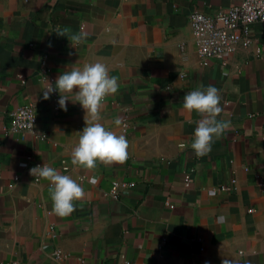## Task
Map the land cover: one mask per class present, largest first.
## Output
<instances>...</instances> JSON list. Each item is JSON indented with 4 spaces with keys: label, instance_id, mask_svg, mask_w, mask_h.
<instances>
[{
    "label": "crops",
    "instance_id": "0c3cea01",
    "mask_svg": "<svg viewBox=\"0 0 264 264\" xmlns=\"http://www.w3.org/2000/svg\"><path fill=\"white\" fill-rule=\"evenodd\" d=\"M238 1L0 0V264H264V23L249 47L201 59L188 20ZM71 33L86 38L73 47ZM97 61L119 84L99 121L74 93H62L67 111L54 109V93L43 99L61 72ZM209 85L231 124L196 157L202 117L184 95ZM25 104L32 132L7 131ZM89 122L124 135L127 159L72 165ZM43 163L84 189L69 216L52 211L49 182L30 172ZM115 179L134 187L110 197Z\"/></svg>",
    "mask_w": 264,
    "mask_h": 264
},
{
    "label": "clouds",
    "instance_id": "9594fccd",
    "mask_svg": "<svg viewBox=\"0 0 264 264\" xmlns=\"http://www.w3.org/2000/svg\"><path fill=\"white\" fill-rule=\"evenodd\" d=\"M55 33L65 37L59 30ZM85 38L86 33L69 34L73 47ZM118 88L117 78L109 74L107 65L97 61L85 64L82 68L74 67L71 71L61 72L54 84L49 82L42 93L45 100L49 99L51 94L58 93L57 103L64 111H67V102L72 100L62 93H74L76 102L91 114L92 121H99L105 99L117 93ZM221 99L219 90L213 85L207 88L201 86L184 95L183 108L202 117L196 122L194 138L190 145L196 157L210 153L214 139L221 136L231 124V121L218 118L223 111ZM185 147L183 143L179 145L181 150ZM127 149L128 140L124 135L116 134L99 122H89L80 131L78 143L71 153V163L74 166L94 169L98 162L105 164L123 162L127 159ZM30 172L49 182L52 211L57 216L66 217L72 214L76 208L75 202L85 196L84 189L77 180L69 175L60 174L47 164L37 165L31 168ZM91 182L95 183V180ZM222 264H232V261L223 260Z\"/></svg>",
    "mask_w": 264,
    "mask_h": 264
},
{
    "label": "built area",
    "instance_id": "2783aa9c",
    "mask_svg": "<svg viewBox=\"0 0 264 264\" xmlns=\"http://www.w3.org/2000/svg\"><path fill=\"white\" fill-rule=\"evenodd\" d=\"M192 27L193 39L197 55L201 59H222L231 54L237 47H249L253 40L252 27L264 23V0H240L225 9H217L212 13L193 10L188 17ZM257 47L258 54L262 47ZM53 107L57 109V94L52 98ZM7 131L20 134L32 132L36 123L35 106L25 104L8 114ZM235 179L220 190H230L235 186ZM134 187V182L113 180L108 195L116 198L121 193ZM60 256L59 251H54Z\"/></svg>",
    "mask_w": 264,
    "mask_h": 264
}]
</instances>
